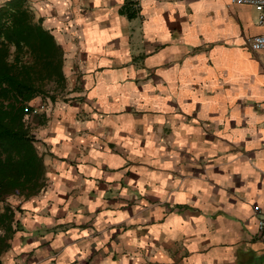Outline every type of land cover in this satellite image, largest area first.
<instances>
[{
  "label": "crops",
  "instance_id": "crops-1",
  "mask_svg": "<svg viewBox=\"0 0 264 264\" xmlns=\"http://www.w3.org/2000/svg\"><path fill=\"white\" fill-rule=\"evenodd\" d=\"M24 1L62 50L64 86L30 102L43 186L13 201L0 264H264L257 10Z\"/></svg>",
  "mask_w": 264,
  "mask_h": 264
},
{
  "label": "trees",
  "instance_id": "trees-1",
  "mask_svg": "<svg viewBox=\"0 0 264 264\" xmlns=\"http://www.w3.org/2000/svg\"><path fill=\"white\" fill-rule=\"evenodd\" d=\"M63 53L24 0L0 3V255L10 246L14 208L9 197L28 198L43 186L44 165L31 132V101L64 86Z\"/></svg>",
  "mask_w": 264,
  "mask_h": 264
},
{
  "label": "built area",
  "instance_id": "built-area-1",
  "mask_svg": "<svg viewBox=\"0 0 264 264\" xmlns=\"http://www.w3.org/2000/svg\"><path fill=\"white\" fill-rule=\"evenodd\" d=\"M230 2L254 7L258 13V23L264 24V0H230ZM247 44L252 51L260 54L264 63V34L248 37ZM257 213L256 234L264 242V209H257Z\"/></svg>",
  "mask_w": 264,
  "mask_h": 264
},
{
  "label": "rangeland",
  "instance_id": "rangeland-1",
  "mask_svg": "<svg viewBox=\"0 0 264 264\" xmlns=\"http://www.w3.org/2000/svg\"><path fill=\"white\" fill-rule=\"evenodd\" d=\"M1 1V0H0ZM28 122H29V125H30V127H31V130H33V128H34V126H35V119H34V117L33 118H31V117H28ZM19 199V197H9L8 198V202H9V204H11V206L14 208V204H13V201L15 202V200L17 201ZM14 237V236H13ZM13 237H12V241H13ZM12 246H11V250H12Z\"/></svg>",
  "mask_w": 264,
  "mask_h": 264
}]
</instances>
